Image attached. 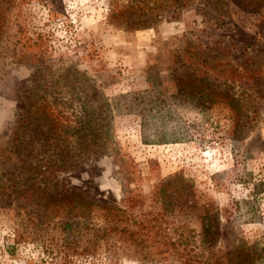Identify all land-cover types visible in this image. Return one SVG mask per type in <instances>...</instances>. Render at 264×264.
<instances>
[{"label":"rangeland","instance_id":"rangeland-1","mask_svg":"<svg viewBox=\"0 0 264 264\" xmlns=\"http://www.w3.org/2000/svg\"><path fill=\"white\" fill-rule=\"evenodd\" d=\"M0 264H264V0H0Z\"/></svg>","mask_w":264,"mask_h":264},{"label":"trees","instance_id":"trees-1","mask_svg":"<svg viewBox=\"0 0 264 264\" xmlns=\"http://www.w3.org/2000/svg\"><path fill=\"white\" fill-rule=\"evenodd\" d=\"M247 1H252V0H247ZM258 1V0H256ZM17 130H14L13 134L16 135V137H19V132H18V127H25V122L27 121L26 118H23V117H19L18 120H17ZM25 125V126H24ZM14 135V136H15ZM13 140V139H12Z\"/></svg>","mask_w":264,"mask_h":264}]
</instances>
